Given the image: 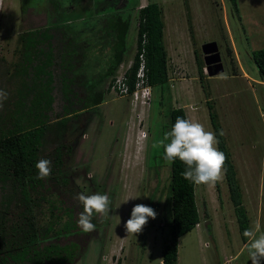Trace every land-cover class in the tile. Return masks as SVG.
I'll use <instances>...</instances> for the list:
<instances>
[{
    "label": "rangeland",
    "instance_id": "374dc122",
    "mask_svg": "<svg viewBox=\"0 0 264 264\" xmlns=\"http://www.w3.org/2000/svg\"><path fill=\"white\" fill-rule=\"evenodd\" d=\"M150 1H156L161 9L169 79L163 87L154 86L149 103H131L129 95L108 88L111 76H106L94 88L102 92L103 99L98 104L63 115L59 120L63 106L81 107L87 92L85 79L97 80L103 72L109 46L104 47L105 54L103 48L93 47L99 50L94 55L89 42L105 45L107 36H101V28L106 20L101 19L100 25L98 16L93 14L83 16L87 17L84 23L78 21L80 40L91 59H87L90 65L85 72L76 75L68 98L61 89L59 53L54 50V98L37 151L40 160L51 161L52 173L41 179L31 193L40 246L48 248V255L43 257L45 264L57 260L58 264H160L171 222L170 162L164 159V148H153V144L169 132L170 106H183L187 118L198 120L213 131L208 99L235 165L248 229L259 224L264 232V80L251 58L253 49L264 46V0H236L235 11L230 0H80L76 9L86 11L87 5L93 3L90 8L98 10L108 3L124 9V15L130 13L127 50L120 67L124 70L136 49L138 10ZM24 3L30 5L24 9ZM33 4H39L38 0H0V89L9 93L8 99L30 81L32 73V68L23 75L17 72L21 46L18 37L26 28L45 24L49 16L44 7L41 12L35 11ZM58 4L60 13L71 8L68 0H59ZM108 26L109 23L105 32ZM60 32H55V46H60L56 38ZM210 40L217 42L224 66L223 71L211 75L201 51L202 43ZM194 49L203 64L201 78ZM83 60L84 57L74 58V64ZM66 74H72V70ZM29 97L30 93L27 102ZM8 105L4 101L0 115ZM57 154L61 161L54 162ZM9 191L10 182L3 185L0 180V205ZM80 193L107 194L111 200L107 218L93 214L96 227L91 232H84L78 225L83 212L77 199ZM195 197L200 219L178 238V264H252L248 239L244 240L241 234L225 173L214 185L195 184ZM141 203L152 207L157 216L149 217L140 233L128 234L125 223L133 207ZM11 206L13 211L4 213L5 228L14 220L16 210ZM51 212L57 215L53 219V235L47 237L44 228L52 218ZM65 221L72 225L65 226ZM63 254L71 258L61 259Z\"/></svg>",
    "mask_w": 264,
    "mask_h": 264
},
{
    "label": "trees",
    "instance_id": "16d2710c",
    "mask_svg": "<svg viewBox=\"0 0 264 264\" xmlns=\"http://www.w3.org/2000/svg\"><path fill=\"white\" fill-rule=\"evenodd\" d=\"M58 1L38 0L39 4L31 6L38 12L44 9L49 16H47L45 24L26 28L18 37L21 46L19 48L20 59L16 61L17 72L23 75L29 68H32V73L30 81L25 82L15 92L16 95L6 100L9 108L3 115H0V180L3 185H8L10 182V195L5 196L0 205V264H45L43 257L48 255V248L45 247L43 250L40 246L41 237L37 230L36 213L31 193L36 189V184L41 182V179L38 178V169H36L35 164L40 160L37 152L40 145L39 137H41L49 123L48 111L52 107L54 98L51 92L53 79L51 67L55 64L54 50H58L59 53L61 89L68 98V93L72 90L71 84L76 81V75L81 73V71L85 72V68L90 65V62L87 63V59L89 60L90 58H88L87 54L89 50H86L87 48L83 46L84 42L80 40L82 36L80 28H78V21L81 20L84 23L87 17L83 16L95 14V16H98V24L101 23V19L109 23L106 32L104 29H106L107 23L103 28L100 27L104 31L101 36H107L105 45L89 42L91 50H93V47L99 46L103 48V53L106 51L104 47L107 44L109 46L106 52L109 53L107 54L109 58L103 65L104 69L101 76L97 80L96 78L85 79L84 89L87 92L81 99V107L71 108L63 106V113L59 120L63 119V115L77 112L79 109L89 108V106H94L103 99L102 92L94 88L98 85L99 80L106 76H111L108 88L111 87L115 77L120 72L119 63L124 60V54L127 50L126 36L130 21L129 12L124 15V9H118L114 5H108V3H106L105 7H99L98 10L90 8L94 4L92 3L91 5L89 3L88 7L85 8L86 11L83 9L82 11L81 9H76L80 0H77L78 2L68 0L71 8L64 9L60 13ZM101 3H103L102 0ZM230 4L233 11L237 10L236 0H230ZM26 5L29 6L30 4L24 3L22 5L24 9ZM42 7L44 8L42 9ZM91 9L92 11H90ZM138 16L137 35L135 38L136 50L132 63L125 71L126 82L129 85V90H131L136 78L139 52L141 46L144 45L147 82L152 85L153 89L155 85L163 87L168 83L169 79L168 53L163 42L164 23L159 4L156 1L147 2L140 6ZM81 30H84V27ZM56 31H61L60 35L56 37L60 46H55L53 41ZM75 31L78 35L75 34ZM143 37L146 40L144 44L141 43ZM93 51L94 55L99 53L98 49ZM194 53L201 78L204 76L203 64L201 59H199L197 50ZM83 57L85 60L74 64V58L81 59ZM251 58L258 69L260 78L264 80V46L253 49ZM67 70H72V74L67 75ZM92 70L95 73V67ZM29 93L30 97L27 102ZM93 98L95 99L92 100ZM210 102L208 99L209 118L219 141L218 148L227 157L224 173L231 199L235 204L241 234L246 240L244 231L248 229L247 215L244 207L240 204L242 201L241 192L236 179L235 165L224 137L221 135L222 130L217 114ZM168 115L169 132L178 116L187 118L183 106H170ZM57 160H60L59 154L54 158V162H57ZM185 168L186 165L179 159L175 160V162H170L171 222L169 224L168 238L163 245L160 264H178V238L192 229L200 219L195 197V183L184 179L182 173ZM11 204L14 205L16 210L13 217L14 220L5 228L4 213L13 211ZM51 215L52 218L44 228L45 233L48 234H46L47 237L51 236V234L53 235L51 233L54 228L53 219L57 214L51 212ZM64 225L70 227L72 223L65 221ZM61 256V259L71 258V256H66L65 254ZM59 262L57 260L53 264H58Z\"/></svg>",
    "mask_w": 264,
    "mask_h": 264
},
{
    "label": "clouds",
    "instance_id": "9594fccd",
    "mask_svg": "<svg viewBox=\"0 0 264 264\" xmlns=\"http://www.w3.org/2000/svg\"><path fill=\"white\" fill-rule=\"evenodd\" d=\"M122 63L123 61L119 63V67ZM131 63L132 59L127 68ZM148 85L150 86L151 97L153 87L149 82ZM8 97L9 93L4 89H0V110L3 109L4 101ZM131 103L133 102L131 101ZM221 135H223L222 132ZM169 140L170 142L165 143ZM218 144L216 132L207 129L198 120L178 116L171 131L165 134L164 139L154 143L153 148L162 146L166 161L175 162L179 159L186 165L185 171L182 173L184 179L198 185H214L223 179L224 166L227 161L225 153L218 148ZM35 167L38 169L39 179H45L52 173L49 159L39 160ZM91 176L92 173H89L90 178ZM77 199L83 205V212L79 216L78 225L84 232H91L96 227L92 223L93 214H100L107 218L111 200L107 194L101 193L91 195L80 193ZM156 216L157 213L152 207L142 203L136 204L132 209L130 218L125 223L127 233H140L148 223L149 217L155 219ZM244 236L248 239L247 250L252 264H261L264 261V232L260 231L259 224L256 225L255 229H246Z\"/></svg>",
    "mask_w": 264,
    "mask_h": 264
},
{
    "label": "built area",
    "instance_id": "2783aa9c",
    "mask_svg": "<svg viewBox=\"0 0 264 264\" xmlns=\"http://www.w3.org/2000/svg\"><path fill=\"white\" fill-rule=\"evenodd\" d=\"M145 41L146 40L143 37L141 43L144 44ZM125 71L126 70L124 69L118 73L111 85V88H113L118 94L129 95L131 97V101L134 103L148 102L150 97V86L148 85L146 76L144 45L141 46V50L139 52V62L136 70V78L134 80V86L131 90H129V85L126 82Z\"/></svg>",
    "mask_w": 264,
    "mask_h": 264
},
{
    "label": "water",
    "instance_id": "95a60500",
    "mask_svg": "<svg viewBox=\"0 0 264 264\" xmlns=\"http://www.w3.org/2000/svg\"><path fill=\"white\" fill-rule=\"evenodd\" d=\"M203 60L208 74H215L223 71L224 66L221 60L218 44L215 40L202 43Z\"/></svg>",
    "mask_w": 264,
    "mask_h": 264
},
{
    "label": "flooded vegetation",
    "instance_id": "af4514ba",
    "mask_svg": "<svg viewBox=\"0 0 264 264\" xmlns=\"http://www.w3.org/2000/svg\"><path fill=\"white\" fill-rule=\"evenodd\" d=\"M24 2V0H22Z\"/></svg>",
    "mask_w": 264,
    "mask_h": 264
},
{
    "label": "crops",
    "instance_id": "0c3cea01",
    "mask_svg": "<svg viewBox=\"0 0 264 264\" xmlns=\"http://www.w3.org/2000/svg\"><path fill=\"white\" fill-rule=\"evenodd\" d=\"M169 56V55H168Z\"/></svg>",
    "mask_w": 264,
    "mask_h": 264
}]
</instances>
